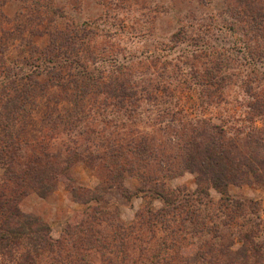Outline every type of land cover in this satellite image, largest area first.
I'll return each mask as SVG.
<instances>
[{"label":"rangeland","instance_id":"obj_1","mask_svg":"<svg viewBox=\"0 0 264 264\" xmlns=\"http://www.w3.org/2000/svg\"><path fill=\"white\" fill-rule=\"evenodd\" d=\"M213 141L264 159V0H0V191L11 159L57 166L15 195L58 244L38 264L260 262L264 183L195 201L186 153Z\"/></svg>","mask_w":264,"mask_h":264},{"label":"trees","instance_id":"obj_2","mask_svg":"<svg viewBox=\"0 0 264 264\" xmlns=\"http://www.w3.org/2000/svg\"><path fill=\"white\" fill-rule=\"evenodd\" d=\"M202 135V134H200ZM199 135V136H200ZM194 143V142H192ZM219 143V142H218ZM216 142H212L211 145H206L203 147H198L196 143L191 144V148L195 153L187 151L186 160L184 162V168L189 172L196 173V185L198 193L195 201L199 204H206L207 202H202L203 195L205 196L209 189H214L222 194H227L228 187L230 185L239 184V182L250 181L264 183V159L259 158L252 162L253 157L250 162L244 161L237 156L236 151L233 153L225 152L221 149L220 145ZM221 144V143H219ZM189 145V144H188ZM261 148L264 144L260 145ZM234 149V148H233ZM145 148H141L144 152ZM45 151L44 156H46L49 161L52 160V154ZM10 157V156H9ZM41 156L38 155L34 158H28V162H23L15 164L11 159L10 163L6 162L5 170L7 177V184L15 185L11 190V193L5 195L0 191V251L1 254H9L12 256L13 263L15 264H38L37 258L42 254V251L49 250L53 245H58L50 241V229L49 227L40 222L35 217L22 214L16 204V194L23 195L27 193L28 190H33L32 188H37L40 190L42 187H46V182L48 180H53L56 178L57 166H52L46 162H42ZM196 158H199L198 160ZM255 162V163H254ZM254 163V164H253ZM59 170V169H58ZM117 171V170H116ZM124 168L120 173H116L115 177L123 176ZM69 182V181H68ZM242 184V183H240ZM39 186V187H38ZM42 186V187H40ZM23 188V189H20ZM46 192V191H44ZM21 194V195H22ZM41 197L45 193L39 194ZM159 197L165 196L164 201L167 204H172L176 197H173V193H165V195L156 194ZM8 197L9 201L4 198ZM10 197V198H9ZM229 199V198H228ZM234 202V201H233ZM252 206V204H250ZM233 209H236L237 213L247 209L246 206L236 201L233 204ZM162 209L157 213H151L149 210L146 214L149 216V220L152 222V226L159 225L164 231L170 229V222L172 221V210ZM146 215V216H147ZM145 217V215H143ZM187 221L186 219L184 220ZM183 222V226H184ZM78 225H74L76 228ZM181 226V225H180ZM182 227V226H181ZM183 228V227H182ZM124 230V228H122ZM246 243H250L252 246L247 250L248 254H252V258L255 256L260 260V262L252 261L250 262V256H246L245 248H242L239 257L235 259H225L223 264H239L238 261L241 258L242 263L245 264V260L248 259L249 264H264V255H261L263 251H260L261 246H256L255 242L245 236ZM245 242L242 244L246 246ZM227 247L223 248L226 249ZM222 249V250H223ZM264 249V244H263ZM18 251L19 257L13 256L14 253ZM21 251V252H20ZM21 253V255H20ZM236 252L235 254H237ZM264 254V253H263ZM154 264V263H153Z\"/></svg>","mask_w":264,"mask_h":264}]
</instances>
